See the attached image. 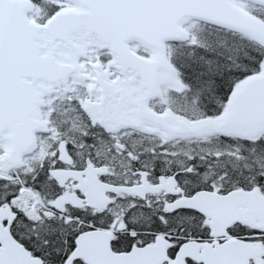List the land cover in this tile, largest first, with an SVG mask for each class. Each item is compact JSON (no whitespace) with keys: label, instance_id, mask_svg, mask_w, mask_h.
<instances>
[{"label":"snow or ice","instance_id":"6c2138e0","mask_svg":"<svg viewBox=\"0 0 264 264\" xmlns=\"http://www.w3.org/2000/svg\"><path fill=\"white\" fill-rule=\"evenodd\" d=\"M0 264H264V0H0Z\"/></svg>","mask_w":264,"mask_h":264}]
</instances>
